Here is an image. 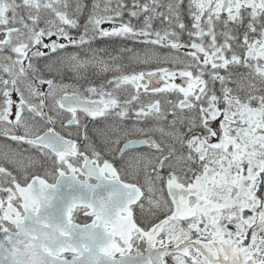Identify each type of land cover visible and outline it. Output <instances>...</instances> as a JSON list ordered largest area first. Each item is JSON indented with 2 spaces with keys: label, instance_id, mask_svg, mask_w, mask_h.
I'll return each instance as SVG.
<instances>
[{
  "label": "snow or ice",
  "instance_id": "1",
  "mask_svg": "<svg viewBox=\"0 0 264 264\" xmlns=\"http://www.w3.org/2000/svg\"><path fill=\"white\" fill-rule=\"evenodd\" d=\"M0 264H264V0H0Z\"/></svg>",
  "mask_w": 264,
  "mask_h": 264
}]
</instances>
